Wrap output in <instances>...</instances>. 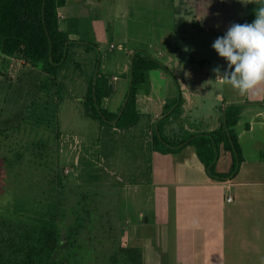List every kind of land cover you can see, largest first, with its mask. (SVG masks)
<instances>
[{"label":"rangeland","instance_id":"rangeland-1","mask_svg":"<svg viewBox=\"0 0 264 264\" xmlns=\"http://www.w3.org/2000/svg\"><path fill=\"white\" fill-rule=\"evenodd\" d=\"M210 1L202 12L191 13L179 0H90L77 26L84 41L98 47L71 54L57 84L22 62L9 75L0 61V226L48 217L54 208L60 212L63 235L81 221L77 246L60 254L64 264H112L118 247L128 246L121 239L124 232L155 231L153 188L146 182L160 179L148 171L153 144L144 129L146 119L118 131L87 117L83 100L88 79L100 63L99 71L121 78L114 86L127 76L126 94L128 74L123 76L118 65L127 63L129 50H146L183 79L190 70L196 72L203 90L194 98V110L223 113L219 94L243 101L247 94L215 81L213 69L219 66L223 72L227 64L212 44L232 24H244L247 4ZM92 23H98L96 37ZM162 73L165 80L158 84L166 91L175 87L173 77L158 69L141 89L150 86L153 74ZM186 80L195 90L194 80ZM103 106L119 110L112 98ZM188 123L194 126L196 119ZM159 124L151 127V136ZM178 132L184 139L192 134L182 127ZM232 162L231 152L222 149L217 170H230Z\"/></svg>","mask_w":264,"mask_h":264},{"label":"crops","instance_id":"crops-1","mask_svg":"<svg viewBox=\"0 0 264 264\" xmlns=\"http://www.w3.org/2000/svg\"><path fill=\"white\" fill-rule=\"evenodd\" d=\"M91 2L68 0L60 8V27L71 32V40H86L81 37L78 22L72 23V20H80ZM179 2L190 8L187 12L191 13L194 9L202 12L211 3L210 0ZM97 25L93 24L91 32L95 37L98 35ZM83 49L75 47L72 54L77 55ZM135 51L129 50L127 63L118 65L123 76L129 73ZM13 60L0 54L4 68H9ZM22 63L25 67L32 66ZM106 68V65L101 67L102 70ZM109 77L112 84L121 81L118 75ZM176 77L184 95V104L181 112L169 118L166 117L176 107L173 104L177 87L166 91L158 84L165 80V74H153L150 86L141 89L138 95L140 120L142 117L146 119L144 129L148 131L152 144L151 127L164 115L159 121L164 120L161 125L164 135L170 141L179 142L184 139L179 137V127L190 133L213 131L222 124L228 106L240 104L242 108L236 132L244 161L235 176L221 181L210 176L193 146L186 145L177 152L161 153L155 151L152 145L148 164L151 169L148 171L160 182L151 184L148 181L146 185L148 189L150 186L153 188L155 231L140 233V230L132 228L124 232L121 239L126 245L142 251L144 264H264V83L253 88L243 101L237 97L226 99L219 94V99L224 102L223 113L214 108L207 114L201 109L194 110V98L201 97L203 90L195 79L196 72L190 70L185 79L180 75ZM186 77L194 80L195 90L190 88ZM126 79L127 76L122 84H113L115 92L110 98L115 99L119 108L125 98ZM110 98L104 102H109ZM194 118L196 124L189 125V119ZM114 130L120 131L117 128ZM230 197L231 201L228 200Z\"/></svg>","mask_w":264,"mask_h":264},{"label":"trees","instance_id":"trees-1","mask_svg":"<svg viewBox=\"0 0 264 264\" xmlns=\"http://www.w3.org/2000/svg\"><path fill=\"white\" fill-rule=\"evenodd\" d=\"M67 2L68 0H0V53L6 58H15L39 68L50 77L52 84H57L69 62L73 48L95 50L98 47L96 43L82 44L77 40H71V32L61 29L59 10ZM256 7L255 4H247L245 23H251L255 19ZM73 22L77 23L79 20H72ZM132 61L128 73L127 92L118 112H111L103 106L105 99L112 97L115 92L110 77L100 70L95 82V72L90 75L83 100V109L87 117L99 120L102 126L109 128L128 130L135 127L141 118L138 95L141 87L149 83L150 72L155 69L167 71L177 87V96L173 104L176 107L166 118L182 111L184 95L176 75L146 50H136ZM131 76L132 92L123 109ZM241 108L240 104L229 105L219 128L207 133H192L179 142L167 139L161 128L164 121L162 120L159 124L162 138L157 129L153 130V149L169 153L191 145L212 178L221 181L229 179L236 175L244 161L236 132ZM114 121L116 124L112 123ZM222 149L232 154L233 162L228 172L217 170ZM57 211L58 208L49 210L48 217L46 214L41 215L31 222H19L8 227L0 226V264H64L60 257L62 250L77 246L79 233L84 225L80 221L70 226L68 233L63 235L58 219L60 212ZM111 262L144 264L143 254L139 248L123 244L118 247Z\"/></svg>","mask_w":264,"mask_h":264},{"label":"clouds","instance_id":"clouds-1","mask_svg":"<svg viewBox=\"0 0 264 264\" xmlns=\"http://www.w3.org/2000/svg\"><path fill=\"white\" fill-rule=\"evenodd\" d=\"M241 2L257 6L255 19L232 24L223 36L216 38L212 48L227 64L223 72L219 66L213 69L215 81L231 86L243 96L264 83V0Z\"/></svg>","mask_w":264,"mask_h":264},{"label":"water","instance_id":"water-1","mask_svg":"<svg viewBox=\"0 0 264 264\" xmlns=\"http://www.w3.org/2000/svg\"><path fill=\"white\" fill-rule=\"evenodd\" d=\"M79 42H80V43H84V44H92V43H90V42H86V41H79ZM131 64H133V61L131 62ZM99 69H100V63L98 64L97 71H96V73H95V82H96L97 77H98V74H99ZM132 85H133V76H131V81H130V85H129V89H128V94H127V98H126V100H125V102H124L123 109L125 108L126 104H127L128 101H129V98H130V96H131ZM168 114H169V113H168ZM166 115H167V114H166ZM163 117H165V115L162 116V117H160L159 120H157L156 125L159 123V121H160ZM225 122H226V118H225ZM112 123H113V124H116V121H114V122H112ZM226 125H227V122H226ZM158 133H159L160 138H162V135L160 134V129H159V128H158Z\"/></svg>","mask_w":264,"mask_h":264},{"label":"built area","instance_id":"built-area-1","mask_svg":"<svg viewBox=\"0 0 264 264\" xmlns=\"http://www.w3.org/2000/svg\"><path fill=\"white\" fill-rule=\"evenodd\" d=\"M19 60H17V59H15L14 58V60H13V63H11V65L9 66V75H11V74H13V69H15L16 68V63L18 62ZM20 62H22V61H20ZM115 79H117V77H115ZM229 201H231L232 200V197H230L229 199H228Z\"/></svg>","mask_w":264,"mask_h":264}]
</instances>
